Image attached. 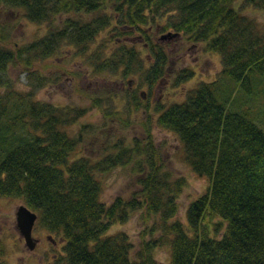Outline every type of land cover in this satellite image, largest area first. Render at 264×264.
Listing matches in <instances>:
<instances>
[{
  "label": "trees",
  "instance_id": "1",
  "mask_svg": "<svg viewBox=\"0 0 264 264\" xmlns=\"http://www.w3.org/2000/svg\"><path fill=\"white\" fill-rule=\"evenodd\" d=\"M245 1L264 10V0ZM234 2L0 0L28 20L48 24L30 43L10 49L0 42V197L23 200L37 214V225L63 240V253L50 264H157L151 250L162 244L170 264H264V110L255 106L257 98L264 102V28ZM61 15L67 17L56 23ZM161 19L164 30L203 43L222 64L215 80L198 84L156 118L159 127L178 136L185 161L209 183L188 205L186 226L171 221L185 180L165 168L149 133L131 144L114 143V152L94 159L75 156L81 133L76 137L68 127L85 109L35 99L32 89H12L5 78L9 66L35 72L34 63L51 57L61 42L84 53L109 28L107 39L145 40L154 59L147 79L160 81L167 55L149 34ZM107 42L89 58L96 72L143 66L138 50L126 42L103 56ZM192 75L186 69L178 76ZM119 165H131L139 189L105 204L100 176ZM138 210L158 219L160 234L133 251L126 233L107 231ZM2 251L0 244V264Z\"/></svg>",
  "mask_w": 264,
  "mask_h": 264
},
{
  "label": "rangeland",
  "instance_id": "2",
  "mask_svg": "<svg viewBox=\"0 0 264 264\" xmlns=\"http://www.w3.org/2000/svg\"><path fill=\"white\" fill-rule=\"evenodd\" d=\"M234 6L241 14L254 19L264 28L263 9L245 0H235ZM65 17L57 16L56 23ZM156 24L149 34L150 40L160 44L167 55L165 75L160 81L150 83L147 79L146 71L154 59L149 47L144 44L145 40L116 41L114 35L107 39L109 28L101 32L91 48L84 53L67 42H61L51 57L34 63L32 70L35 72L27 74L21 65H14L9 66L5 78L9 79L12 89L25 92L32 89L35 99L56 106L85 109L84 114L68 127V131L76 137L81 133L75 156L86 155L94 159L114 152V143L131 144L133 139H141L149 133L161 153L165 168L174 177L185 180V186L177 197V213L171 221L178 219L186 226L185 212L188 205L207 191L209 183L205 177L197 176L185 161L184 147L178 136L159 127L156 118L169 105L182 102L198 84L215 80L222 64L217 53L206 51L203 43H196L183 34L163 39V35L174 34V31L164 30L162 19ZM0 29L5 32L0 31V35H5L0 42L12 49L43 36L48 30V24L32 22L21 12L0 4ZM104 39L108 42L103 49V56H110L117 43L126 42L138 50L143 66L133 64L127 73L123 72V68L116 72H96L89 58L103 44ZM186 69L193 71V75L187 80L180 79L178 75ZM37 74L42 77L36 80ZM263 103V100L257 98L255 106L263 111ZM100 177L103 187L101 200L105 204L111 203L118 195L128 197L139 189L137 174L131 170V165L115 166ZM20 205H25L21 199L0 197L2 264L52 263L63 253V240L35 222L32 237L37 240V244L33 250H29L16 228L15 213ZM156 220L155 216L138 210L125 222L112 224L107 234L126 233L132 242L133 251H138L143 242L160 234ZM151 254L157 264H170V252L166 245L154 247Z\"/></svg>",
  "mask_w": 264,
  "mask_h": 264
},
{
  "label": "water",
  "instance_id": "3",
  "mask_svg": "<svg viewBox=\"0 0 264 264\" xmlns=\"http://www.w3.org/2000/svg\"><path fill=\"white\" fill-rule=\"evenodd\" d=\"M176 34L163 35L162 38H173ZM37 214L31 211L25 205H20L15 213L16 228L19 234L22 236L25 246L29 250H33L37 244V240L32 237V228L36 222Z\"/></svg>",
  "mask_w": 264,
  "mask_h": 264
}]
</instances>
